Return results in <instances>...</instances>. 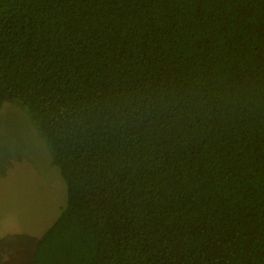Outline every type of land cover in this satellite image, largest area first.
<instances>
[{
  "label": "trees",
  "instance_id": "1",
  "mask_svg": "<svg viewBox=\"0 0 264 264\" xmlns=\"http://www.w3.org/2000/svg\"><path fill=\"white\" fill-rule=\"evenodd\" d=\"M67 185L33 264H264V0H0V110Z\"/></svg>",
  "mask_w": 264,
  "mask_h": 264
},
{
  "label": "rangeland",
  "instance_id": "2",
  "mask_svg": "<svg viewBox=\"0 0 264 264\" xmlns=\"http://www.w3.org/2000/svg\"><path fill=\"white\" fill-rule=\"evenodd\" d=\"M67 203V185L27 114L0 110V264H33L35 247Z\"/></svg>",
  "mask_w": 264,
  "mask_h": 264
}]
</instances>
